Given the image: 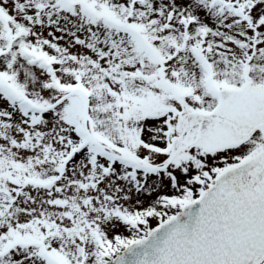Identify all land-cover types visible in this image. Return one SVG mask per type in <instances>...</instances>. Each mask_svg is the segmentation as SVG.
Instances as JSON below:
<instances>
[{
    "label": "rangeland",
    "instance_id": "1",
    "mask_svg": "<svg viewBox=\"0 0 264 264\" xmlns=\"http://www.w3.org/2000/svg\"><path fill=\"white\" fill-rule=\"evenodd\" d=\"M221 1L0 0V77L40 105L70 88L85 90L92 136L158 164L182 106L214 105L198 51L210 63L211 86L247 80L264 89V0H240L258 34L254 52L251 32ZM82 125L78 97L37 114L0 89V264H95V241L151 228L178 208L170 196L198 193L264 142L259 132L234 148L182 142L165 169L142 170L88 147ZM45 224L54 238L51 230L43 236ZM33 250L39 255L27 257Z\"/></svg>",
    "mask_w": 264,
    "mask_h": 264
},
{
    "label": "water",
    "instance_id": "2",
    "mask_svg": "<svg viewBox=\"0 0 264 264\" xmlns=\"http://www.w3.org/2000/svg\"><path fill=\"white\" fill-rule=\"evenodd\" d=\"M226 106L227 115L237 113L232 103ZM198 120L191 119L182 142L198 136L205 145L217 128L204 125L199 133ZM184 213L156 230L130 262L125 256L117 264H264V151L223 172Z\"/></svg>",
    "mask_w": 264,
    "mask_h": 264
}]
</instances>
